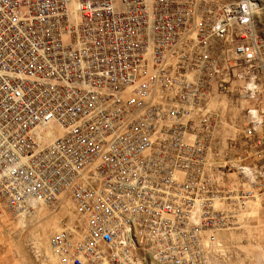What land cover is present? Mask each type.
I'll list each match as a JSON object with an SVG mask.
<instances>
[{"label": "built area", "instance_id": "1", "mask_svg": "<svg viewBox=\"0 0 264 264\" xmlns=\"http://www.w3.org/2000/svg\"><path fill=\"white\" fill-rule=\"evenodd\" d=\"M0 198L70 202L56 264H217L264 206V0H0Z\"/></svg>", "mask_w": 264, "mask_h": 264}, {"label": "rangeland", "instance_id": "2", "mask_svg": "<svg viewBox=\"0 0 264 264\" xmlns=\"http://www.w3.org/2000/svg\"><path fill=\"white\" fill-rule=\"evenodd\" d=\"M231 101L225 97L217 105L213 104L212 110L222 111L219 112L224 124L222 130L235 137L234 128L226 124L236 120L240 112L233 108ZM77 220L66 200L63 208L43 207L36 213L22 215L12 212L0 198V264H56L50 258L49 239L66 223L76 224ZM218 242L217 264H264V206L261 202L251 203L246 211L230 219L228 228L218 232Z\"/></svg>", "mask_w": 264, "mask_h": 264}]
</instances>
